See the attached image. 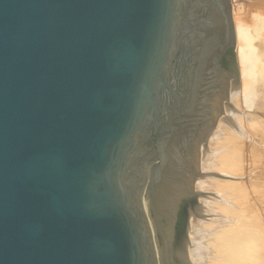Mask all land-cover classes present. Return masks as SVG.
<instances>
[{
    "label": "water",
    "instance_id": "water-1",
    "mask_svg": "<svg viewBox=\"0 0 264 264\" xmlns=\"http://www.w3.org/2000/svg\"><path fill=\"white\" fill-rule=\"evenodd\" d=\"M236 44L231 0H0V264H158L149 178L159 262L189 264Z\"/></svg>",
    "mask_w": 264,
    "mask_h": 264
},
{
    "label": "bare ground",
    "instance_id": "bare-ground-1",
    "mask_svg": "<svg viewBox=\"0 0 264 264\" xmlns=\"http://www.w3.org/2000/svg\"><path fill=\"white\" fill-rule=\"evenodd\" d=\"M237 16L235 14L234 27L240 90L231 93V81L234 79H230L231 113L227 115L224 104L227 101L223 100L224 114L218 117L208 138V154L203 161L202 145L205 142L200 144V170L203 176L200 174L201 177L194 182L188 230L190 244L187 245L189 264H264V228L260 226L264 218L263 215L258 217L257 209L253 207L255 197L250 199L257 197V185L251 183L250 179L243 180L245 171L241 149L222 148L218 144L241 136L250 140H264V109L250 113L241 105L243 94L246 96L247 92L256 88L254 86H264V51L255 60L251 53H245L249 39L246 28ZM260 38L264 39V34ZM144 195L142 199L148 214Z\"/></svg>",
    "mask_w": 264,
    "mask_h": 264
},
{
    "label": "rangeland",
    "instance_id": "rangeland-1",
    "mask_svg": "<svg viewBox=\"0 0 264 264\" xmlns=\"http://www.w3.org/2000/svg\"><path fill=\"white\" fill-rule=\"evenodd\" d=\"M231 4H232L233 22H235V18H236L235 14L236 15L238 14L239 22H241V24L247 30V36L249 42L247 44V47L244 49V51L249 55L251 53L252 58L254 59L256 58V56H259L264 51V41H263L264 39L260 38L261 35L264 34V31H262V28L264 27V0H231ZM234 52L237 57V44L236 47L234 48ZM249 65H250L249 69L251 70V63ZM256 84L259 85L260 83H255V85ZM261 85L262 84H260L259 86L253 85L254 87L253 86L252 87L253 88L256 87V88L254 90L251 88L253 91L251 90V92L249 93L247 92L246 96L245 94H243L241 98L242 108L245 110L247 109L248 111H250V113L254 111H260V110L262 111V109H264V88H261L264 86ZM258 87L260 88V90ZM250 139L251 138L248 137L246 138L241 136L235 139L234 138L228 139V141L226 140L224 142L220 141V143L218 144H220L221 147L223 146L222 148L225 147L227 149H230L232 147H237L241 149V152L243 154L242 164H243V169L245 171V175H243V180L250 179L251 183L257 185L256 188V190L258 191V193L256 194L257 197L252 196L250 199L253 200L255 197L254 200H256V202L254 200L252 201L253 207L257 209L258 217L263 215L264 218V140L260 138H253L252 140ZM246 150L248 151L246 152ZM243 151L245 152L243 153ZM200 174L203 176V171L201 170L199 171L198 177H201ZM149 180L150 178L146 182V187L143 194L146 191ZM142 205L151 230L157 263L160 264L158 257V249L154 237V228L148 214H146L147 212L145 211L144 208L143 199H142ZM260 224H261L260 226L264 228L263 227L264 223H260Z\"/></svg>",
    "mask_w": 264,
    "mask_h": 264
},
{
    "label": "flooded vegetation",
    "instance_id": "flooded-vegetation-1",
    "mask_svg": "<svg viewBox=\"0 0 264 264\" xmlns=\"http://www.w3.org/2000/svg\"><path fill=\"white\" fill-rule=\"evenodd\" d=\"M228 55H230L229 54V51L227 52V54H226V56H224L223 57V59H222V65L225 67V68H227V69H229V64H230V60L228 59Z\"/></svg>",
    "mask_w": 264,
    "mask_h": 264
}]
</instances>
